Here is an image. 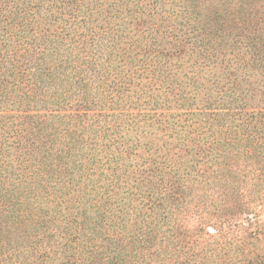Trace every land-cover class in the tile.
<instances>
[{
  "label": "trees",
  "instance_id": "16d2710c",
  "mask_svg": "<svg viewBox=\"0 0 264 264\" xmlns=\"http://www.w3.org/2000/svg\"><path fill=\"white\" fill-rule=\"evenodd\" d=\"M222 165L264 189V0H0V264H264L174 219Z\"/></svg>",
  "mask_w": 264,
  "mask_h": 264
},
{
  "label": "rangeland",
  "instance_id": "374dc122",
  "mask_svg": "<svg viewBox=\"0 0 264 264\" xmlns=\"http://www.w3.org/2000/svg\"><path fill=\"white\" fill-rule=\"evenodd\" d=\"M209 170L211 174L201 180L191 181L189 177H184L182 197L174 205L178 206L174 210V219L189 231L190 240L205 235L206 244L212 248L217 241L212 240L214 234L216 237H237L249 225L248 218L258 215L264 219V189L257 184L258 180L252 179L251 175L241 176V171L237 172L235 167L222 165L218 171ZM236 176L241 177L236 179ZM234 181L236 187L240 183L242 185L232 192Z\"/></svg>",
  "mask_w": 264,
  "mask_h": 264
}]
</instances>
